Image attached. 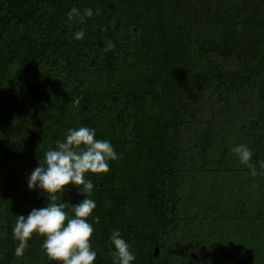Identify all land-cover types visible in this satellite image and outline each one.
Instances as JSON below:
<instances>
[{"label":"trees","instance_id":"trees-1","mask_svg":"<svg viewBox=\"0 0 264 264\" xmlns=\"http://www.w3.org/2000/svg\"><path fill=\"white\" fill-rule=\"evenodd\" d=\"M0 264H264V0H0Z\"/></svg>","mask_w":264,"mask_h":264},{"label":"water","instance_id":"water-1","mask_svg":"<svg viewBox=\"0 0 264 264\" xmlns=\"http://www.w3.org/2000/svg\"><path fill=\"white\" fill-rule=\"evenodd\" d=\"M157 252V250L155 251V253Z\"/></svg>","mask_w":264,"mask_h":264}]
</instances>
